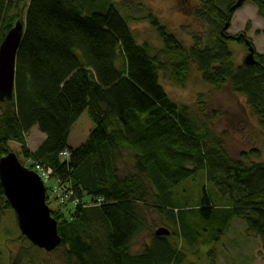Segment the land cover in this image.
<instances>
[{
    "label": "trees",
    "instance_id": "1",
    "mask_svg": "<svg viewBox=\"0 0 264 264\" xmlns=\"http://www.w3.org/2000/svg\"><path fill=\"white\" fill-rule=\"evenodd\" d=\"M237 2L195 0L194 17L211 25L205 47L200 38L194 47H184L150 15L164 44L155 53L138 43L109 0H0V46L18 21L24 25L14 97L0 102V160L11 153L10 143L19 145L28 167L49 169L51 180L68 193L69 205L76 204L69 217L50 208L62 240L54 253H61L65 264H197L188 256L201 255L216 264L214 243L233 221L261 242L264 255V162L252 159L260 154L232 158L224 137L217 138L210 126L205 97L199 96L194 115L161 85V74L184 85L193 66L205 84L244 97L264 131V55L256 53V66L237 63L230 47L237 41L223 33ZM251 3L264 20V0ZM244 36L239 35L247 40ZM86 111L95 129L72 149L71 129ZM34 127L45 140L31 152L27 135ZM128 161L132 166L122 173ZM199 175L214 191L208 196L204 189L203 199L191 207L185 188ZM3 211L15 215L0 181ZM152 213L170 236H156L160 228L151 224ZM208 225L218 228L214 241L204 235ZM145 234L150 244L133 253ZM209 243L203 254L201 245ZM28 256L20 250L11 264Z\"/></svg>",
    "mask_w": 264,
    "mask_h": 264
},
{
    "label": "rangeland",
    "instance_id": "2",
    "mask_svg": "<svg viewBox=\"0 0 264 264\" xmlns=\"http://www.w3.org/2000/svg\"><path fill=\"white\" fill-rule=\"evenodd\" d=\"M17 1V0H15ZM115 10L128 22L130 30L135 35L140 45H148L153 52L159 53L164 49V44L156 30L150 24L148 17L156 16L159 22L172 32L179 42L188 49L196 45L195 38H200L203 47L209 44V32L211 25L199 21L194 17L197 4L195 0H109ZM246 35L254 46L256 53L264 55V20L259 17L257 8L251 3H246L241 9L234 13L231 28L228 35ZM235 37V38H237ZM237 63L242 64L248 54V49L235 41L230 43ZM164 61V60H163ZM161 85L172 101L179 105L190 107L194 115H199V96L205 97L208 112L211 118L210 126L213 127L216 137H224L226 147L231 157L239 159L242 154L259 153L260 159L252 158L256 162H264V131H262L255 118L250 114L246 99L237 96L225 87L220 91L215 90L205 84L201 75L195 67L190 68V73L184 85H178L161 74ZM95 129L88 112H84L71 129L69 147L78 149L84 145L91 132ZM45 140L37 127H34L27 135V147L33 152ZM10 152L14 153L19 160L26 164L22 155V149L15 143H10ZM132 163L128 161L122 170L129 171ZM202 175L194 181H189L185 190L192 195L190 206H196V202L204 197V189L208 196L214 191L211 186L202 182ZM44 184L49 193V206L52 210L63 209V213L69 217L68 213L76 206L75 203L69 205L68 193L64 188L45 175ZM213 196V195H212ZM151 224L162 226L161 218L152 213L150 215ZM198 229H205L200 225ZM206 238L213 240L217 234L216 226L206 227ZM213 230H215L213 232ZM245 225L241 221H233L228 234L222 238L221 242L214 243L217 248L216 264H264V255L261 252V242L246 235ZM23 237L18 228L16 215L3 211L0 214V264H11L12 258L20 250L25 253L30 252V256L23 260L22 264H65L61 253L47 254L44 251H31L30 242L21 240ZM150 235L145 234L138 238L133 245V253H141L144 247L150 244ZM180 240V246L184 244ZM212 243V242H210ZM201 245L202 253H206L212 246ZM31 244V243H30ZM32 245V244H31ZM191 257V258H190ZM204 255L199 257L188 256V259L197 264H204ZM205 264L207 262L205 261Z\"/></svg>",
    "mask_w": 264,
    "mask_h": 264
},
{
    "label": "water",
    "instance_id": "3",
    "mask_svg": "<svg viewBox=\"0 0 264 264\" xmlns=\"http://www.w3.org/2000/svg\"><path fill=\"white\" fill-rule=\"evenodd\" d=\"M252 0H238L230 10L229 21L223 33L231 28L234 13ZM24 35V25L18 21L5 36L0 46V102L12 101L15 90L16 59ZM241 37L235 38L238 42ZM245 46L248 54L243 61L246 66H256V50L250 40ZM0 181L5 198L13 209L21 235L34 247L47 254L61 245L58 224L51 216L47 204V189L34 171L24 167L19 158L10 153L0 160ZM156 236H170L165 228L156 231Z\"/></svg>",
    "mask_w": 264,
    "mask_h": 264
},
{
    "label": "built area",
    "instance_id": "4",
    "mask_svg": "<svg viewBox=\"0 0 264 264\" xmlns=\"http://www.w3.org/2000/svg\"><path fill=\"white\" fill-rule=\"evenodd\" d=\"M67 154L65 153L64 156H66ZM35 170L37 171V173L40 175V177L42 179H45V175H48V177H51V171L49 169H45L43 167H36Z\"/></svg>",
    "mask_w": 264,
    "mask_h": 264
},
{
    "label": "flooded vegetation",
    "instance_id": "5",
    "mask_svg": "<svg viewBox=\"0 0 264 264\" xmlns=\"http://www.w3.org/2000/svg\"><path fill=\"white\" fill-rule=\"evenodd\" d=\"M231 37H233V38H232V40H235V37H237V36H235V37H234V36H231ZM244 37H245V39H247V37H246V36H244ZM247 40H248V39H247ZM244 41H246V40H244V39H241V40H240V41H238V42H244Z\"/></svg>",
    "mask_w": 264,
    "mask_h": 264
}]
</instances>
